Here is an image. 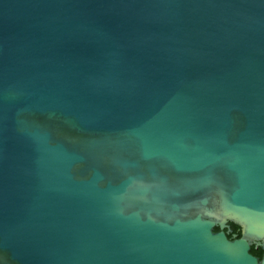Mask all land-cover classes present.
I'll return each instance as SVG.
<instances>
[{"label": "water", "instance_id": "water-1", "mask_svg": "<svg viewBox=\"0 0 264 264\" xmlns=\"http://www.w3.org/2000/svg\"><path fill=\"white\" fill-rule=\"evenodd\" d=\"M0 264H264V0H0Z\"/></svg>", "mask_w": 264, "mask_h": 264}, {"label": "trees", "instance_id": "trees-1", "mask_svg": "<svg viewBox=\"0 0 264 264\" xmlns=\"http://www.w3.org/2000/svg\"><path fill=\"white\" fill-rule=\"evenodd\" d=\"M231 227L233 229V232L229 234V237L230 238H233V235L236 233V234H238V237L241 238V236H242V230H241L240 226L237 225V224L231 223ZM215 230L218 231V230H220V228L217 226L215 228ZM251 252L254 255H256V256L262 257V255H263V248L256 247L255 245H253L252 246V249H251Z\"/></svg>", "mask_w": 264, "mask_h": 264}]
</instances>
